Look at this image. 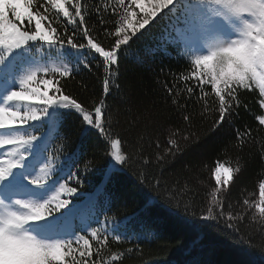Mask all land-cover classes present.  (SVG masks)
<instances>
[{
	"label": "snow or ice",
	"instance_id": "1",
	"mask_svg": "<svg viewBox=\"0 0 264 264\" xmlns=\"http://www.w3.org/2000/svg\"><path fill=\"white\" fill-rule=\"evenodd\" d=\"M174 17L183 18L179 34L187 67L172 75L171 84L161 82L175 119L166 139L153 140L149 129L155 130L158 118L152 110L138 109L139 119L125 128L114 101L125 91L120 79L125 54ZM93 67L99 94L73 90L82 69ZM253 103L261 110L253 115L264 132V0H0V264H125L128 254L143 251L139 244L115 250L114 244L129 239L121 231L125 222L115 216L101 221L94 215L75 224V205L61 212L70 203L61 196L76 194L84 182L76 174L81 169L72 171L67 161L77 163L85 149L109 158L106 182L112 172L130 171L137 187L155 192L170 214L176 209L226 235L241 236L253 224L264 236V182L258 202L233 200L228 187L233 180L228 174L242 173L247 160H237L234 169L217 162L214 186L203 193L188 180L169 179L177 163L186 162L201 128L234 135L243 151L255 129L241 131L235 120L251 112ZM69 117L78 125L80 145L66 158L68 175L61 183ZM53 129L63 141L58 146ZM96 164L95 158L85 159L83 173Z\"/></svg>",
	"mask_w": 264,
	"mask_h": 264
},
{
	"label": "trees",
	"instance_id": "2",
	"mask_svg": "<svg viewBox=\"0 0 264 264\" xmlns=\"http://www.w3.org/2000/svg\"><path fill=\"white\" fill-rule=\"evenodd\" d=\"M182 28L183 18L174 17L159 26L150 41L134 46L125 54L126 71L120 77L123 81L121 86L125 91L114 101L122 112V127H129L139 119L138 109L150 108L158 118L155 130L149 129L152 132L151 138L155 140L158 137L161 141L166 139V128L172 126L170 121H173L175 116L170 108H166V93L161 82L171 84L173 74L186 70L188 56L185 55L183 44L178 41L179 30ZM97 75L95 67L92 71L82 69L81 74L72 83L73 90L82 91L87 95L99 94L101 87ZM82 84L87 85V88L81 89ZM124 99L128 102L120 103ZM248 99L251 100V96ZM251 108V112L242 111L235 120V127L241 131L244 126L255 129L254 141L249 142L243 151L236 146L234 135L216 136L209 134L206 128H201L200 138L188 147L184 158L186 162L177 163L171 170L169 179L188 180L190 186L198 193H203L205 189L214 186V168L217 162L234 169L237 160L241 163L247 160L242 173L232 172L233 180L229 181L228 187L233 200L248 198L258 202L259 184L264 182V157L261 156L264 132L259 129L253 115L261 113L259 106L253 103ZM73 119L68 118L71 140L61 156V166L64 170L58 169L61 183L68 175L65 160L71 157L80 145L78 125H71ZM64 131L60 129L62 134ZM51 135L54 138V146L63 142L62 139L55 138V129ZM93 139L95 142V138ZM152 150L146 146V151ZM84 151L87 155L81 156L77 163L67 161L72 171L81 169L76 171V174L84 182L78 187L76 194L61 196V199L70 200L68 208L61 209V212H67L75 205V224L94 215H98L101 221L104 215L115 216L117 221H124L125 227H122L121 231L125 232L129 239L121 241L119 245L114 244L113 247L117 251H126L129 248L135 249L139 244L143 250L141 253L128 254L125 264H264V236L259 235L258 226L249 224L243 229L241 236L226 235L206 222L186 218L183 213L177 215L176 209H172L170 214L155 192L137 187L138 181L130 171L112 172L111 182H106L105 177L110 169L109 158L105 157L102 151ZM90 158H95L97 164L92 172L85 174L82 171L83 162ZM56 178L55 175L52 177ZM67 182L70 187H77L74 180ZM150 199L155 203H150ZM77 233L82 234L79 229Z\"/></svg>",
	"mask_w": 264,
	"mask_h": 264
},
{
	"label": "rangeland",
	"instance_id": "3",
	"mask_svg": "<svg viewBox=\"0 0 264 264\" xmlns=\"http://www.w3.org/2000/svg\"><path fill=\"white\" fill-rule=\"evenodd\" d=\"M178 41H181V43L183 44V48L185 49V52H186V46H185V43H184V41L181 39L180 36H179V38H178ZM49 94H51V92H50ZM45 131H48V129H45ZM226 167H228V166H226ZM229 168H230V167H229ZM222 175H224V174H222ZM228 175H231V176H232V173H230V174H228Z\"/></svg>",
	"mask_w": 264,
	"mask_h": 264
}]
</instances>
